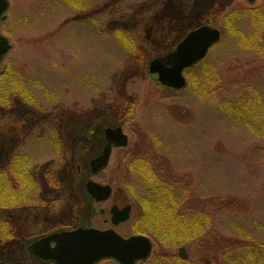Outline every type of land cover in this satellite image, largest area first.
<instances>
[{"label": "rangeland", "instance_id": "1", "mask_svg": "<svg viewBox=\"0 0 264 264\" xmlns=\"http://www.w3.org/2000/svg\"><path fill=\"white\" fill-rule=\"evenodd\" d=\"M8 1L0 35L12 50L0 64V87L1 73L13 80L5 99L0 93V171L19 153L28 156L36 181L29 202L46 204L0 209V222L10 219L16 229L14 239H0V264H44L27 254L29 241L77 227L147 236L153 251L144 264H168L142 230L164 232V241L176 237L169 229L178 225V210L149 204L163 213L146 222L133 208L127 222L111 221L114 205L147 209L138 186L152 181L127 170L140 156L149 164L162 157L171 179L191 195L180 210L211 201L217 243L264 242V29L251 12L264 0ZM150 22L156 24L148 39ZM205 23L222 37L187 74V89L155 82L149 62ZM239 28L243 35L234 33ZM118 126L129 144L115 148L108 167L94 175L90 163L106 145L105 130ZM89 181L111 185L112 197L95 202ZM182 248L191 262L228 264L218 244L211 252L200 241L186 243L171 254Z\"/></svg>", "mask_w": 264, "mask_h": 264}, {"label": "water", "instance_id": "2", "mask_svg": "<svg viewBox=\"0 0 264 264\" xmlns=\"http://www.w3.org/2000/svg\"><path fill=\"white\" fill-rule=\"evenodd\" d=\"M247 1L250 4L255 2ZM8 8L9 1L0 0V23ZM220 40L219 29L209 25L200 26L191 31L173 52L151 60L148 65L149 75L164 88L176 92L183 91L188 85L185 71L203 61ZM11 50L9 40L0 35V64ZM105 139L106 145L101 154L90 163L94 175L108 167L115 148H125L129 144V137L121 126L107 128ZM86 189L91 198L98 203L109 200L113 193L111 185H101L94 181H89ZM131 212V205L122 208L118 205L112 206L110 210L112 224L119 226L127 222ZM28 250L43 261L55 264H98L104 260H114L118 264H138L151 257L153 241L144 235L123 237L114 229L78 227L52 233L32 244ZM179 255L184 260L188 257L183 248Z\"/></svg>", "mask_w": 264, "mask_h": 264}, {"label": "trees", "instance_id": "3", "mask_svg": "<svg viewBox=\"0 0 264 264\" xmlns=\"http://www.w3.org/2000/svg\"><path fill=\"white\" fill-rule=\"evenodd\" d=\"M251 12L253 17L257 20V29L262 31L264 29V6L258 7ZM238 19L240 18L238 17ZM234 33L243 35L240 28ZM194 70L195 69H191L187 73L192 74ZM12 75V73L7 74V72L1 73L2 87H0V93L3 91L4 99L8 93L7 83H11L13 80ZM190 83L191 81L189 80V84ZM25 98L28 99L29 102H32V98H30L29 95H25ZM250 106L252 107V105ZM235 109L234 105H230L229 112L235 114ZM242 113L244 114V112ZM142 157L144 156H140L139 159L136 158L131 165L127 163L128 173L132 172L134 175L146 174L149 180L152 181V185L148 186H153H138L141 195L144 196L147 194V200H144L145 202L143 201V204L145 203L147 205V209L142 207L141 203H134L132 206L134 210L138 212L137 217H141L139 220L143 221L145 219L147 222V220L149 221L155 218L157 214L163 213L152 210L149 204H154L155 209H162L165 205L167 209L178 210L179 213V219H177L178 225L169 229L176 235V237L172 239H166L164 241V232L158 233L159 236H157L156 233L149 228L142 230L145 233L149 231L160 245L162 249L161 252H165L160 256L164 262L168 264H200L191 262L188 259L184 260L180 256L171 254V251L176 247L186 243L200 241L211 252L217 251L218 247L216 248V245L218 244L221 249H224V258L228 264H264V242L258 243L239 238L236 240L229 239L228 241L224 239L222 241L223 243H217L216 232L213 229V218L215 217L213 212L217 210L212 207L211 201H205L199 208L186 207V209L180 210L181 206L184 207V205L188 203V198L191 195L184 191L183 187H180L173 178L171 179L169 173L166 171L162 157L157 158L155 163L150 162V164L142 160ZM32 168L33 164L30 158L25 154L19 153L15 157H12L11 163L6 170L0 171L2 172V176L0 175V207L29 203L32 185L33 187L36 185ZM44 201L45 200H42L40 203L46 204ZM9 231L10 228L5 226V221H1L0 239L6 240V238L1 237H5L7 233L10 237H13V233ZM141 264H144V262Z\"/></svg>", "mask_w": 264, "mask_h": 264}, {"label": "flooded vegetation", "instance_id": "4", "mask_svg": "<svg viewBox=\"0 0 264 264\" xmlns=\"http://www.w3.org/2000/svg\"><path fill=\"white\" fill-rule=\"evenodd\" d=\"M155 24H156V22H150L149 23V25H148V28H149V33H148V36H147V38L148 39H150L151 38V30L152 29H154V27H155ZM203 25H209V26H211V27H213V28H216V27H214V26H212L211 24H208V23H205V24H203ZM203 25H200V26H203ZM200 26H198V27H200ZM198 27H196V28H193V29H191L182 39H180L175 45H173V47H172V49L168 52V53H166V54H164V55H162V56H158V57H155V58H159V57H164V56H166V55H168L169 53H171V52H173L174 51V49L176 48V46L191 32V31H193V30H195V29H197ZM212 50V49H211ZM211 50L209 51V53L211 52ZM209 55V54H208ZM208 55L205 57V59L203 60V61H201L200 63H198L196 66H199L200 64H202L206 59H207V57H208ZM195 66V67H196ZM188 72V70L187 71H185V73H184V75H185V77H186V79H187V81H189V79H188V76H187V73ZM7 169V168H6ZM40 202H35L34 200H33V202H29V203H24V204H21V205H7V206H5V207H0V209L1 210H3V209H5V210H10V209H12V208H14V209H16V208H20V207H22V208H26L27 210L29 209V210H33V208L32 207H40ZM132 207V206H131ZM132 210H133V207H132ZM12 220H6L5 221V226H8L9 228H10V231L9 232H12L13 234L15 233V225L13 224V222H11ZM26 227L28 228H30L31 227V222L29 221V220H27V224H26ZM75 229V228H74ZM66 230H68V229H62V230H59V231H53V232H50V233H48V234H45L44 236H42V237H39L38 239H35V240H33V241H29V243L27 244V246H26V252H27V254L29 255V256H31L32 258H34V259H36V260H38V261H40V262H42V263H44V264H55V263H53V262H50V261H43L41 258H39V257H37L36 255H34L33 253H31L29 250H28V248L32 245V244H34V243H36V242H38L39 240H42L43 238H45L46 236H48V235H50V234H52V233H56V232H61V231H66ZM70 230H73V229H70ZM19 236H21V235H19ZM17 237V239H23V241H27L26 239L27 238H22V237ZM14 237H16V236H14ZM13 238V237H12ZM12 238H10L9 240H12ZM14 239V238H13ZM8 240V241H9ZM53 246V245H52ZM15 251H19V248L18 247H14L13 248V252H15ZM17 264H23V262L22 261H18L17 262Z\"/></svg>", "mask_w": 264, "mask_h": 264}]
</instances>
